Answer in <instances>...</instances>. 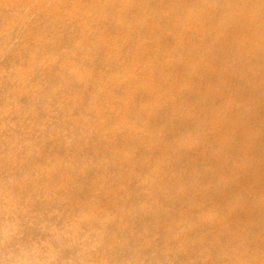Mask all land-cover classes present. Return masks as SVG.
Masks as SVG:
<instances>
[{
	"label": "bare ground",
	"instance_id": "1",
	"mask_svg": "<svg viewBox=\"0 0 264 264\" xmlns=\"http://www.w3.org/2000/svg\"><path fill=\"white\" fill-rule=\"evenodd\" d=\"M12 2L0 260L264 264V0Z\"/></svg>",
	"mask_w": 264,
	"mask_h": 264
},
{
	"label": "rangeland",
	"instance_id": "2",
	"mask_svg": "<svg viewBox=\"0 0 264 264\" xmlns=\"http://www.w3.org/2000/svg\"><path fill=\"white\" fill-rule=\"evenodd\" d=\"M6 1H7V4H9V6H11L10 3H11L12 1H14V2H12L13 5L16 4V3L18 4V2H19V0H12V1H11V0H6ZM21 1H25V0H20V2H21ZM28 1H30V3H29V8H31L32 11H33V8H35L34 11H36V10L39 11V12H36V13L34 12V15H35V16H38L39 13L41 14V16H44V15L47 13V14L45 15V17H48V18H50V19H54L53 16L55 17V16H57V15L59 14V10H58L59 8H57V3H58L59 0H56V1H55V0H50V1H49V0H45V2H46V1L48 2V1H49V4L53 5L52 8L50 7L51 5H48V3H44V7L40 6V5L43 4V1H44V0H34V1H32V0H28ZM39 1H40V2H39ZM78 1H79V0H71L72 3L70 2V6H69L68 8H66L63 12H64V13L67 12L66 14L73 12V11L76 9L75 7L78 5V4H77ZM20 2H19V5H20ZM33 2H34V3H33ZM51 2H52V3H51ZM73 2H74V3H73ZM7 4H5L4 6H5V7H8V9L10 10L11 7H9ZM26 4H27V3H26ZM31 4H32V5H31ZM39 4H40V5H39ZM45 4H46V5H45ZM6 5H7V6H6ZM33 5H34V7H33ZM36 7H37V8H36ZM38 7H39V8H38ZM47 7H49V8L47 9ZM50 8H51V10H49ZM38 9H40V10H38ZM31 10H30V11H31ZM46 10H47V11L49 10V11H48L49 13H48ZM37 14H38V15H37ZM18 15H19V12H12V13H11V18L13 19V16H14V17H15V16L17 17ZM34 15H33V17L35 18ZM51 17H52V18H51ZM7 20H8V19H7ZM7 20L5 19V20H4V23L10 21V20H9V21H7ZM5 27L8 28L9 25H5ZM216 133H218V132H216ZM220 221H222V220H220ZM220 221H218V222H220Z\"/></svg>",
	"mask_w": 264,
	"mask_h": 264
},
{
	"label": "clouds",
	"instance_id": "3",
	"mask_svg": "<svg viewBox=\"0 0 264 264\" xmlns=\"http://www.w3.org/2000/svg\"><path fill=\"white\" fill-rule=\"evenodd\" d=\"M9 259L11 260V259H13V257L10 256ZM15 259H19V257H15ZM0 264H5V262L3 260H0Z\"/></svg>",
	"mask_w": 264,
	"mask_h": 264
}]
</instances>
